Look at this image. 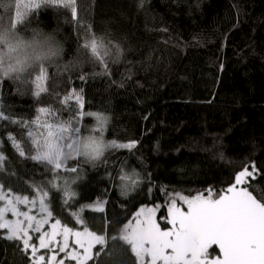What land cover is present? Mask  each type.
Masks as SVG:
<instances>
[{
  "label": "trees",
  "instance_id": "1",
  "mask_svg": "<svg viewBox=\"0 0 264 264\" xmlns=\"http://www.w3.org/2000/svg\"><path fill=\"white\" fill-rule=\"evenodd\" d=\"M75 7L73 17L62 3L41 6L32 20L56 26L67 58L84 54L78 70L44 67L39 83L46 91L39 95L40 69L23 87L0 79V187L45 191L53 215L70 225L81 205L103 203L104 212L80 213L106 241L88 264H138L120 239L138 207L157 204L165 216L173 195L211 191L216 198L246 167L256 171L243 186L264 204V0H75ZM93 39L107 51L103 62L86 47ZM81 111L83 136L97 124L87 114L99 113L108 118L107 141L136 146L107 148L95 163L71 160L77 173L54 175L31 159L28 134L41 132L44 140L41 122H54L51 113L67 121ZM123 176L138 181L126 194ZM66 178L74 181L72 195ZM4 237L0 230V264H32L22 244Z\"/></svg>",
  "mask_w": 264,
  "mask_h": 264
},
{
  "label": "snow or ice",
  "instance_id": "2",
  "mask_svg": "<svg viewBox=\"0 0 264 264\" xmlns=\"http://www.w3.org/2000/svg\"><path fill=\"white\" fill-rule=\"evenodd\" d=\"M20 2V0H19ZM64 7L71 8L73 17L77 10L75 0H55ZM19 15V13H17ZM92 55L103 62L105 50L101 54L103 45L93 39L90 45ZM45 79L44 68L36 78V95L46 91L39 81ZM83 79V77H81ZM79 107L83 108L82 97L73 92ZM70 97H65L67 102ZM41 113L49 110L40 108ZM84 113H78V118L61 121L56 113H51L54 122L47 120L41 122L43 130H47V138L40 139L41 132L34 135L29 132V137L34 146L35 155L31 159L50 166L54 175L61 171L77 173L75 167L69 168L68 162L79 160L82 157L91 161H98L110 147L132 149L136 142L116 144L115 141L104 144L103 133L108 118L99 113H88L94 116L97 127L92 131L99 135H82L79 121L84 118ZM2 116V114H0ZM7 119V117H2ZM36 123V122H34ZM23 156L24 152L21 151ZM256 169L252 171L246 167L236 175L235 184L229 186L224 194L213 198L211 191L207 196L198 194L193 197H181L187 205V211L177 207L175 199L169 205L167 222L172 226L164 230L154 218V208L141 209L135 216V223L129 221L121 231L120 239L130 245L132 253L136 256L138 264H264V204L258 202L243 185L247 178L253 177ZM127 181L122 189L126 194L128 184L135 185L137 180L123 176ZM74 181L66 178L64 187L66 193L72 195L70 186ZM44 192L39 196L38 215L30 214L37 208V199L31 201L27 198L0 195V230H6L7 240H14L22 244V251L31 250L32 264H56L58 253H65L69 248L68 238H74L72 251L67 252V259L76 264H88L93 259V249L97 245H105V237L97 235L87 227L83 231L74 230L62 225L59 219L50 225V231H42L49 224L52 212L44 197ZM31 204L28 211H21L19 205ZM96 212H104V205L98 202L94 208ZM14 219H9L8 214ZM77 222L84 224L82 218ZM38 234L39 244H33V235ZM62 238V239H58ZM217 246L222 258L209 259V250ZM39 249L52 252L48 257L37 255ZM78 249H82L78 251ZM99 255V253H96ZM59 264H65L60 260Z\"/></svg>",
  "mask_w": 264,
  "mask_h": 264
},
{
  "label": "clouds",
  "instance_id": "3",
  "mask_svg": "<svg viewBox=\"0 0 264 264\" xmlns=\"http://www.w3.org/2000/svg\"><path fill=\"white\" fill-rule=\"evenodd\" d=\"M54 3L55 0H28L25 4L19 0H0V79L23 87L38 69L51 66L78 70L83 65L86 57L82 52L67 58V45L56 26L46 29L32 20L34 10Z\"/></svg>",
  "mask_w": 264,
  "mask_h": 264
},
{
  "label": "rangeland",
  "instance_id": "4",
  "mask_svg": "<svg viewBox=\"0 0 264 264\" xmlns=\"http://www.w3.org/2000/svg\"><path fill=\"white\" fill-rule=\"evenodd\" d=\"M98 125L95 124L93 126V129L96 128ZM89 135H99V134H96V133H91ZM89 135H84L85 137L86 136H89ZM103 139L104 141H106L107 143H110L109 141H107L104 137V133H103ZM249 171H252V168H249L247 167ZM245 169V168H244ZM242 169V170H244ZM242 170L238 171L237 173L241 172ZM237 173L235 174L234 176V179L233 181L226 187V190L229 188V186L235 184L236 182V175ZM238 187H245L243 185H240ZM225 191L222 192V194H224ZM248 190V189H247ZM249 191V190H248ZM45 191L43 190H37L36 192H32V193H28V194H17V193H11V192H7L6 190L2 189L0 187V195H6V196H10V197H21V198H24V197H27L30 201L34 198L37 199V208L36 209H33L32 212L30 214H33V215H37L38 218H39V215H38V206H39V196L42 195ZM251 193V192H250ZM198 194H201V195H204V196H207L205 194H202V193H195V194H192V195H184V194H176V195H173L172 197L169 198V200L167 201L166 203V213H165V216L163 215H159V206L157 204H154V205H141L140 207H138V209L136 210V213H138L141 209H149V208H154L155 209V212H154V218L156 219L157 223L160 225L161 229H164V230H167L169 228H171L172 226L167 222V218L169 216V212H168V209H169V205L172 203V200L175 199L176 202H177V207H180L183 211H187V205L184 203V201L181 199V197H193V196H196ZM252 194V193H251ZM221 195V194H220ZM253 196V195H252ZM219 196H217L216 198H218ZM254 197V196H253ZM47 204H48V207H49V210L52 212V217L49 218V224L45 226V228L42 230V231H50L51 228H50V225L52 223H55V220L56 219H59L62 223V225H65L69 228H72L74 230H79V231H83V227H87L85 224L81 225L77 222V225H70V224H67L66 222H64L60 217L58 216H54L53 215V210L51 209V205L47 199V196L44 197ZM255 198V197H254ZM256 199V198H255ZM98 202H89V203H85L83 205H81L78 209L74 210V216L76 217V221L78 220V218H82L80 213L82 211V209H90V210H94L96 204ZM3 205V201H0V206ZM19 208L21 211H28L29 208H31V204H28V205H19ZM135 213V215H136ZM8 218L9 219H14V217L11 216V214L9 213L8 214ZM83 219V218H82ZM165 221V222H164ZM133 223H135V219L132 221ZM88 228V227H87ZM89 229V228H88ZM90 231L92 232H95L91 229H89ZM4 231V235L6 236V230H3ZM97 235H103L102 233H99V232H95ZM33 235V241L32 243L33 244H36L37 247H38V244H39V239H38V234H34V233H30ZM104 236V235H103ZM58 239H62V238H59ZM68 243H69V248L67 249V251L65 253H58L57 255V262L56 264H59V261L60 260H64L65 261V264H76L75 261L73 260H69L67 259V252L68 251H72L73 247L75 246L74 245V238L73 237H69L68 238ZM215 247L216 246H213L210 250H209V259H212V258H216V257H220L219 256V253H217V251L215 250ZM95 249V247H94ZM94 249H93V253H94ZM78 251H81L82 252V249H78ZM29 252V255L32 256V253H31V250L28 251ZM52 254V252L50 250H47V249H39L37 255H44L45 257H48ZM222 258V255L221 257Z\"/></svg>",
  "mask_w": 264,
  "mask_h": 264
},
{
  "label": "crops",
  "instance_id": "5",
  "mask_svg": "<svg viewBox=\"0 0 264 264\" xmlns=\"http://www.w3.org/2000/svg\"><path fill=\"white\" fill-rule=\"evenodd\" d=\"M217 253H219V256L221 257V253H220V251H219V250L217 251Z\"/></svg>",
  "mask_w": 264,
  "mask_h": 264
},
{
  "label": "flooded vegetation",
  "instance_id": "6",
  "mask_svg": "<svg viewBox=\"0 0 264 264\" xmlns=\"http://www.w3.org/2000/svg\"><path fill=\"white\" fill-rule=\"evenodd\" d=\"M219 250V249H218Z\"/></svg>",
  "mask_w": 264,
  "mask_h": 264
}]
</instances>
